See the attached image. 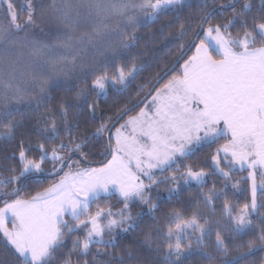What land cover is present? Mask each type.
<instances>
[{
    "label": "snow or ice",
    "instance_id": "snow-or-ice-1",
    "mask_svg": "<svg viewBox=\"0 0 264 264\" xmlns=\"http://www.w3.org/2000/svg\"><path fill=\"white\" fill-rule=\"evenodd\" d=\"M238 3L228 0L216 8L214 0H195V5L191 0H0V54L5 57L0 60V126L4 129L0 139L11 144L17 129L24 127L23 118L46 105L51 92L75 89L74 95L59 98L57 106L40 114L38 122L43 121V126L35 131L43 142L33 145L22 137L15 145L18 151L7 154L3 149L5 162L16 161L7 167L8 176H0V243L11 257L10 264H81V258L82 264H90L87 257L93 245L115 247V233L136 229L131 204L146 205L153 214L158 210L151 196L154 188L168 185L169 199H178L183 186L202 188L208 173L183 161L221 138L227 143L211 156V172L229 180L237 166L247 171L250 204L234 215L226 200L216 219H212L214 210L211 216L196 210L188 217L172 210L165 214L167 224L160 227L157 221L158 226L140 243L149 249L156 244L159 251L161 244L156 242L162 240L163 256L158 257L162 264H183L193 244L202 248L213 233L217 255L202 254L209 261L219 256L221 264H236L239 256L230 258L222 235L225 230L241 240L252 237L244 256L264 252V215H258L264 208V0L255 10L251 0L239 9ZM193 6L198 9L196 30L180 44L176 61L138 86L135 96L140 99L135 103L129 94L114 116L94 132L72 137L73 128L79 131V122L68 119L72 109L82 113L87 105L94 117L96 105L88 104L93 94L106 97L112 89L124 96L144 71L135 59L127 62L138 39L133 34L136 27L167 12L174 11L179 18ZM228 9L232 15L226 21L211 22L218 14L223 20ZM190 30L181 25L176 38L182 40ZM193 48L181 72L157 88ZM22 60L30 71H19ZM136 108L139 111L129 115ZM17 115L22 119H15ZM61 131L68 135L67 142L61 139ZM105 136L99 154L106 162L91 167L87 161L93 153L85 149ZM57 140L58 144L47 146ZM76 154L79 158H74ZM49 179L53 183L42 191L20 198L26 185ZM113 195L123 205L119 210L97 203L102 196ZM222 195L224 190L217 192L214 187L198 193L209 208ZM100 255L97 249L93 262ZM113 259L125 264L133 253ZM0 264L9 261L0 259Z\"/></svg>",
    "mask_w": 264,
    "mask_h": 264
},
{
    "label": "trees",
    "instance_id": "trees-1",
    "mask_svg": "<svg viewBox=\"0 0 264 264\" xmlns=\"http://www.w3.org/2000/svg\"><path fill=\"white\" fill-rule=\"evenodd\" d=\"M19 2V0H17ZM228 0H214V6L219 8L222 4H226ZM246 0H239L237 4V9L240 5L245 3ZM254 10L259 6L260 0H251ZM195 5V3H193ZM2 10H0V15H2ZM26 15V14H25ZM232 15L231 9H228L223 13V20L220 15L213 17L212 23H221L226 21ZM198 17V9L193 6L191 9L185 8L183 13L177 18L176 12H167L163 15H160L159 18L155 21L144 22L136 27L134 30V35L138 37L136 41V46L131 50L128 58V63L133 59L138 65H143L144 71L141 72L133 84L131 85L129 92L125 93L124 96H119L114 90L109 89V93L106 97H96L95 94L91 96L88 100V104L95 103V115L94 117L90 114L88 106H83V112L80 113L77 109H72L71 114L68 117L70 122H79V131L76 128L72 130V137L79 139L84 133L94 132L96 127L102 122L108 120L110 116H114L116 111L124 104L125 100L128 99L129 94H131L134 99L133 103L140 97L135 96V92L138 86L144 81L151 80L161 69L166 66H171L180 55L179 46L181 43H186L192 38V32L196 30V23ZM24 18V15L21 16V19ZM181 25L191 28L189 34L185 36L182 40L177 39V33L180 31ZM43 26V25H42ZM130 32H133L132 29H129ZM237 29H232L233 35L237 34ZM197 43L199 40L196 41ZM194 49V48H193ZM188 51L187 55L180 59L176 65L175 71L169 72L168 75L156 85L157 88L162 87L164 83L172 76L180 73V66L184 63L185 60L189 58L192 51ZM3 54H0V60L4 59ZM9 60L14 59L12 56L6 57ZM125 61H120L118 63H124ZM18 69L21 72L30 71L27 68L22 60L18 65ZM26 79V78H25ZM77 87H83V85H78ZM148 89H145L147 91ZM75 91V89H74ZM72 93H66L63 90H57L50 93L52 99L47 102L46 105L42 106L39 110H32L28 115L23 118L24 127L17 129L16 136L11 144L0 139V164H4V168H0V176H8L7 167L14 166L16 161L9 160L4 161L3 157L6 154L3 149H7V154H11L13 151H18L15 148V145L19 140L24 137L26 143H31L35 145L38 142H43V138L37 134L35 129H38L43 126V121L38 122V118L41 113L45 112L47 109L57 106V101L59 98H67L74 95ZM143 96V93H141ZM74 103H79V101H74ZM143 107V104L140 105ZM139 111V108H136L134 111L130 112L129 115H135ZM128 118L124 117V120ZM17 120H21L22 117L17 115L15 117ZM121 120L119 123H121ZM117 124L116 126H118ZM61 129L63 125H60ZM114 130V129H113ZM4 129L0 126V132H3ZM61 139L65 142L68 141L69 137L63 131L60 133ZM226 141V138H221L217 143L203 146L195 156H192L191 159H185L183 164L191 165L194 169L203 168L205 172L208 173L207 182L202 188H197L195 185L192 186H183L179 198L177 199L173 196L171 199L168 197L167 188L168 185L161 184L159 188H154L152 190L151 196L153 203L159 205L158 210L155 213H149L148 206L141 203H133L130 205V211L133 217L136 218L138 226L135 230L129 232L118 231L116 235V246L115 247H105L103 245H93L90 255L87 259L90 261V264H118V260L113 259V257H126L127 252L133 253V259H125V264H162L161 259L158 257L163 256V245L162 240H157L156 243L161 244L159 251H157L156 244L152 245V248L149 249L147 246L140 243L144 240V236L151 229L157 227V221L160 222L159 226L164 227L167 224L165 219V214L170 213L172 210L181 211L186 217L190 216L193 211L199 210L203 213V216H211L212 211H215V216L212 219L218 218L222 211L223 205L227 200L233 206V214L239 213L245 204H250L251 194L249 188V182L246 178L247 171H240L234 169L231 172V179L225 180L224 178L214 175L211 172V156L215 153L216 149L223 145ZM60 141L49 142L47 145L51 147L53 143L58 144ZM106 136L101 138L97 143L96 141H91L89 147L85 150H90L91 155L88 157V165L91 167H98L104 158L99 154L103 151V145L106 143ZM79 158V154H76V157ZM110 156L108 157V159ZM106 162V160H104ZM223 166V164L221 165ZM46 168H50L49 164L45 165ZM181 170H183V165H181ZM227 170V169H226ZM165 175H170V173H165ZM53 180H44L39 185H32L24 187V190L20 193V198L28 199L30 196L35 195L36 192L42 191L43 188L48 187ZM227 185V187H226ZM236 185V187H233ZM215 188L217 192L224 190V195L220 196L219 199L213 201V207L209 208L203 204L202 198L198 196V193L208 192L209 189ZM257 200L261 201V194L257 192ZM101 207L111 206L113 210H119L123 205L120 203V200L115 195L111 197H101L97 202ZM96 210V205H93L92 211ZM137 214H140L137 216ZM153 215L155 219H153ZM258 215H264V208L259 210ZM253 222L258 224L256 216H252ZM203 223V219H201ZM225 243L228 247L230 258L238 257L236 264H264V252L257 251L254 255L244 256L243 254L247 252L246 242L252 237H244L241 240L238 237H234L229 231L225 230L222 233ZM108 236H105V239H108ZM215 233L210 238H206L204 241V246L198 248L193 244L190 254L186 255L183 258V264H221L219 256L216 261H209L202 254L204 252L217 255L215 252ZM258 243V241H257ZM71 247V241H68V248ZM68 248L64 250L65 255L68 253ZM97 249L101 252V255L96 258V261L93 262V255L97 252ZM0 259L11 261L7 250L4 245L0 243ZM73 261H76V257H72ZM83 258H81L82 264Z\"/></svg>",
    "mask_w": 264,
    "mask_h": 264
},
{
    "label": "rangeland",
    "instance_id": "rangeland-1",
    "mask_svg": "<svg viewBox=\"0 0 264 264\" xmlns=\"http://www.w3.org/2000/svg\"><path fill=\"white\" fill-rule=\"evenodd\" d=\"M191 2H192V3H195V0H191ZM198 43H199V42H198ZM189 57H190V56H189ZM182 65H183V64H182ZM180 72H181V67H180ZM170 79H171V78H170ZM166 82H167V81H166ZM143 106H144V105H143ZM126 119H128V118H126ZM126 119H125V120H126ZM122 123H124V121H122L121 124H122ZM117 127H119V125H118ZM113 131H115V129H114ZM225 143H227V139H226V141L224 142V144H225ZM109 159H110V158H109ZM236 169L239 170V166H237ZM247 176H248V172H247ZM247 176H246V177H247ZM145 182L147 183V181H145ZM248 182H249V188H250V194H251V181L248 180ZM259 182H260V177H257V183L259 184ZM9 226H11V225H9Z\"/></svg>",
    "mask_w": 264,
    "mask_h": 264
},
{
    "label": "crops",
    "instance_id": "crops-1",
    "mask_svg": "<svg viewBox=\"0 0 264 264\" xmlns=\"http://www.w3.org/2000/svg\"><path fill=\"white\" fill-rule=\"evenodd\" d=\"M195 52V48L193 49V51H192V53H191V55L193 54ZM190 55V56H191ZM218 58V57H217ZM110 159H111V157H110ZM99 167V166H98ZM116 196V195H115ZM103 197V196H102ZM116 197H118V196H116ZM119 198V197H118Z\"/></svg>",
    "mask_w": 264,
    "mask_h": 264
}]
</instances>
